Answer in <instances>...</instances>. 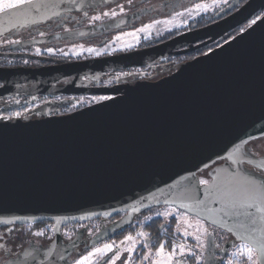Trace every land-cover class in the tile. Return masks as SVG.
<instances>
[{"label":"water","instance_id":"obj_1","mask_svg":"<svg viewBox=\"0 0 264 264\" xmlns=\"http://www.w3.org/2000/svg\"><path fill=\"white\" fill-rule=\"evenodd\" d=\"M112 1L34 0L21 10L0 12V35L61 12ZM260 13L256 24L231 36ZM118 20L110 22L112 27L120 26L114 25ZM217 39L223 43L172 74L112 99L63 116L0 122V225L51 221L55 233L38 257L31 258L26 249L20 259L5 264H62L74 242L62 243L60 226L155 206L174 207L228 232L232 229L230 233L241 241L244 233L233 219L221 221L215 214L184 205L197 199L192 173L200 178L199 170L208 169L214 175L215 170L228 167L225 161L214 165L225 160L218 157L234 153L235 162L264 166V160L242 154L244 141L264 136V0H246L214 23L147 49L48 70L0 69V79L34 80L94 66L116 69L171 55L187 44ZM261 226L258 222L254 227ZM104 235L98 234L92 243ZM221 254V259H205L203 264H220L225 256Z\"/></svg>","mask_w":264,"mask_h":264},{"label":"flooded vegetation","instance_id":"obj_2","mask_svg":"<svg viewBox=\"0 0 264 264\" xmlns=\"http://www.w3.org/2000/svg\"><path fill=\"white\" fill-rule=\"evenodd\" d=\"M184 1L114 0L75 12H61L42 22L13 27L0 35V54H2L0 69L48 70L66 63L147 49L184 32L214 23L236 11L246 0H230L225 6L213 12L206 21L201 19L197 21V18L186 27L161 36L140 43L135 42L126 47L119 46L112 49L105 47L115 35L136 28L144 19L149 16L154 17L157 12L172 13ZM106 12L109 15L105 16ZM112 12L116 15L112 16ZM262 13L254 15L247 23L234 29L231 36L250 25L252 20L260 17ZM97 16L100 19H94ZM117 19L120 21L118 20L114 25L120 26L112 27L113 24L110 22ZM222 43L223 41L219 39L213 42L203 40L176 48L171 51V55L141 59L132 63L133 65L122 64L116 69L107 70L94 66L71 74L42 76L34 80H20L15 76H7L5 80L0 79V117H12V119H0V122L49 118L73 113L105 101L99 99L102 96L114 98L144 83L158 81L172 74L180 65ZM78 47L81 51L74 54L63 53ZM87 49L94 51L88 52ZM103 91L108 93H99ZM16 113L20 115L16 116ZM242 154L247 159L264 160V136L250 140L247 146L244 145ZM224 161H217L214 165L222 164ZM239 162L227 161L233 168L240 167L248 169L249 173L262 174L259 168ZM207 171L208 169L199 173L200 178L207 179L208 176L204 175ZM165 208L174 210H162ZM158 213L160 215H157ZM164 213H172V215L166 216ZM181 213L188 217L192 227L180 221V231H177V218ZM147 217L151 219H146ZM201 225L207 229V234L197 231ZM185 230L188 235L184 234ZM37 231L44 232V235L35 236ZM59 233L63 244L74 242L60 260L62 264H75L76 260L87 256L94 248H101L104 244L110 243L114 244L113 253L116 251L121 253V260L116 264H122L124 260H128L129 264H141L143 255L149 252L155 259L156 249L161 243L165 245V252L170 251L173 244H183L186 246V252L190 249L196 254L195 257L192 255L180 257L178 254L176 259H183L184 264H203L205 259L218 260L222 258L221 252H224L225 256L220 264H229V262L241 264V258L233 255L241 241L230 232L174 207L155 206L134 212H117L109 217L78 220L60 226ZM98 234L105 235L98 242L92 243ZM128 235L134 237L135 243L125 240ZM197 235L200 236L199 242L195 239ZM54 238V223L51 221L0 225V264L20 259L26 249H30L31 258H36L51 245ZM224 247L226 249L223 251ZM126 248L134 250L126 252L124 251ZM113 253L107 255L111 256ZM92 260L95 264H104V258L92 257ZM143 264L150 262L143 261Z\"/></svg>","mask_w":264,"mask_h":264},{"label":"snow or ice","instance_id":"obj_3","mask_svg":"<svg viewBox=\"0 0 264 264\" xmlns=\"http://www.w3.org/2000/svg\"><path fill=\"white\" fill-rule=\"evenodd\" d=\"M226 2V0H225ZM34 0H0V12L8 13L13 10H21L27 5H32ZM197 8L205 7L204 5H197ZM123 10V9H121ZM105 16L109 13H104ZM112 16H115L116 13L112 12ZM94 19H100V17H94ZM260 17H257L256 20H252L249 27L256 24L257 20ZM150 27V26H149ZM146 29H140V31H145ZM244 31V29H241ZM119 39V37H117ZM18 43L19 41H12ZM51 51V49H49ZM89 51H94L89 49ZM99 55V53H97ZM100 100H109L112 99L110 96H102ZM20 113H16V116H19ZM0 119L10 120L12 117H0ZM7 127V126H5ZM247 146L250 141H244ZM238 150V147H237ZM227 151V149H226ZM255 155V153H252ZM234 153L230 154L227 158L218 157L219 159H225L227 161L233 160ZM243 164L244 161L239 162ZM208 166L205 165V168ZM203 171V170H199ZM260 173L255 172L249 173L248 169H233L231 164L227 168L222 170H215V174L211 175L209 173H204V175H209V178H199L196 177L195 173L191 175L196 178V190L194 204H187L184 207H196L201 211H205L212 216L213 214L220 217L221 221L224 218H230L234 221V226L238 230H242L244 233L241 236V243L237 246L236 252L233 253L234 256L241 258V264H264V166H261ZM201 188L203 189L201 191ZM202 196L203 199L198 197ZM211 205H219L217 208L211 207ZM157 215H160L159 213ZM164 215H172V213H164ZM146 219H151L147 217ZM177 231H180L179 222L183 221L188 227H192L189 223L188 217L181 213L177 218ZM260 223L262 226L260 228L254 227L257 223ZM200 224L199 221H197ZM250 225L252 227H250ZM197 231H203L207 234V229L203 228L201 225L200 228H197ZM231 232L232 229H229ZM258 233L259 235H256ZM185 235H188L185 230ZM44 232L37 231L35 236H43ZM138 235H144V233H138ZM195 239L199 242L200 236H195ZM126 241H133L135 239L133 236L128 235L125 237ZM124 241H121L123 243ZM147 247V245H144ZM219 247V245H217ZM114 244H104L101 248H94L88 253L87 256H82L79 260L75 261V264H95L92 260V257L104 258V264H116L118 260H121V253L116 251L113 253ZM133 248H126L124 251L131 252ZM178 250V252H177ZM108 253H113V255L108 256ZM184 257L185 255H192L195 257V253L191 252L189 249L186 252V246L181 245H172L170 251L165 252V245L161 243L156 249V258L153 259L151 253L143 255V261H149L150 264H184L183 259H176L177 255ZM122 264H129L128 260L122 261ZM231 264V262H229Z\"/></svg>","mask_w":264,"mask_h":264},{"label":"rangeland","instance_id":"obj_4","mask_svg":"<svg viewBox=\"0 0 264 264\" xmlns=\"http://www.w3.org/2000/svg\"><path fill=\"white\" fill-rule=\"evenodd\" d=\"M228 1L230 0H226V2L225 0H185L180 7L172 13L157 12L154 17L149 16L144 19V21L136 28H132L128 31L126 30L122 32L121 34L115 35L113 39H110V42L105 47L112 49L113 47L118 48L119 46H130L135 42L140 43L144 40L164 35L167 32L176 29H182L189 25L192 21H195L197 18H200L202 21H206L211 17L213 12L219 10L221 6H225ZM197 5H204L205 7L197 8ZM140 29L146 30L140 31ZM117 37H119V39H117ZM101 49H103V47H101ZM78 51H81L80 47L74 48L73 50H67L63 53L74 54ZM162 210L174 209L165 208Z\"/></svg>","mask_w":264,"mask_h":264},{"label":"trees","instance_id":"obj_5","mask_svg":"<svg viewBox=\"0 0 264 264\" xmlns=\"http://www.w3.org/2000/svg\"><path fill=\"white\" fill-rule=\"evenodd\" d=\"M200 18L197 19V21L199 20Z\"/></svg>","mask_w":264,"mask_h":264}]
</instances>
